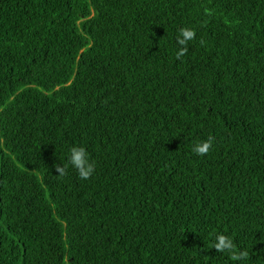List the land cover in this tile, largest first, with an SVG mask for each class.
<instances>
[{
    "label": "trees",
    "instance_id": "trees-1",
    "mask_svg": "<svg viewBox=\"0 0 264 264\" xmlns=\"http://www.w3.org/2000/svg\"><path fill=\"white\" fill-rule=\"evenodd\" d=\"M0 264H264V0H0Z\"/></svg>",
    "mask_w": 264,
    "mask_h": 264
}]
</instances>
